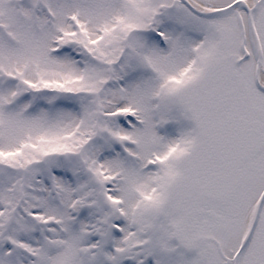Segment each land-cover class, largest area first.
I'll list each match as a JSON object with an SVG mask.
<instances>
[{
  "label": "snow or ice",
  "instance_id": "snow-or-ice-1",
  "mask_svg": "<svg viewBox=\"0 0 264 264\" xmlns=\"http://www.w3.org/2000/svg\"><path fill=\"white\" fill-rule=\"evenodd\" d=\"M0 264H264V0H0Z\"/></svg>",
  "mask_w": 264,
  "mask_h": 264
}]
</instances>
